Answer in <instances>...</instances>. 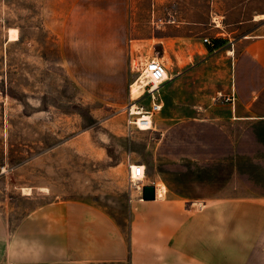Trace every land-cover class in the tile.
Returning a JSON list of instances; mask_svg holds the SVG:
<instances>
[{
	"label": "crops",
	"instance_id": "crops-1",
	"mask_svg": "<svg viewBox=\"0 0 264 264\" xmlns=\"http://www.w3.org/2000/svg\"><path fill=\"white\" fill-rule=\"evenodd\" d=\"M201 25L175 20L144 32L131 0L75 1L61 47L71 68H87L77 81L123 84L108 91L114 104L128 102L134 42L155 41L162 49L152 57L165 60L167 80L150 130L155 124L165 139L154 162L165 167L166 187L154 180L132 187L121 216L78 199L39 206L23 215L17 240L8 222L1 226L0 264H264V13L229 21L226 33L216 22L217 30L205 29L211 44ZM215 38L222 45L210 50ZM199 75L212 117L193 121L192 82ZM216 90L228 99L222 110L210 103ZM145 186L156 187L155 200L143 199Z\"/></svg>",
	"mask_w": 264,
	"mask_h": 264
},
{
	"label": "rangeland",
	"instance_id": "rangeland-1",
	"mask_svg": "<svg viewBox=\"0 0 264 264\" xmlns=\"http://www.w3.org/2000/svg\"><path fill=\"white\" fill-rule=\"evenodd\" d=\"M75 1L0 0V230H6L8 222L16 240L23 215L54 202H95L125 215L129 190L135 187L130 181L132 164L146 165L144 180L166 187L165 167L158 170L154 162L157 145L165 140L163 132L155 124L148 131L130 125L128 110L131 85L156 59L152 52L160 57L162 49L155 41L134 42L128 102L114 104L108 91H118L123 84L77 81L87 68H71L61 47L64 22ZM131 9L144 32L189 20L202 23L197 26L201 37L211 40L205 29L217 30L216 22L219 32L226 33L229 21L260 19L264 0H131ZM12 29L18 31V41L9 42ZM218 40L210 50L222 45ZM101 70H92L97 79ZM207 89L203 75L192 82L193 121L212 117L204 108ZM216 92L210 103L218 109L228 99ZM140 103L148 107L150 98ZM181 149L177 147V153Z\"/></svg>",
	"mask_w": 264,
	"mask_h": 264
},
{
	"label": "built area",
	"instance_id": "built-area-1",
	"mask_svg": "<svg viewBox=\"0 0 264 264\" xmlns=\"http://www.w3.org/2000/svg\"><path fill=\"white\" fill-rule=\"evenodd\" d=\"M203 41L205 44H211V40L208 37H205ZM145 72L148 73L150 81L145 86L147 92L144 97L148 96L150 98L151 105L147 108L140 103L144 97L139 100H133L131 98L132 101L128 109L130 117L129 124L137 127L139 130L151 129L153 127L154 115L162 110L159 95L161 87L159 85L165 81V74L167 73L164 64L157 60H152L147 65ZM145 174L146 168L144 165H130V181L136 189L142 190L141 183L144 180Z\"/></svg>",
	"mask_w": 264,
	"mask_h": 264
},
{
	"label": "bare ground",
	"instance_id": "bare-ground-1",
	"mask_svg": "<svg viewBox=\"0 0 264 264\" xmlns=\"http://www.w3.org/2000/svg\"><path fill=\"white\" fill-rule=\"evenodd\" d=\"M18 40H19L18 31L16 29H12L10 31V33H9V42H15V41H18ZM144 74L145 75H143L142 78H139V80H137L132 85L131 93H132V99L133 100L141 99L142 97H144V95L147 92L146 89H145V86L150 81V78H149V75H148L147 72H145ZM166 80H167V73L165 74V81ZM164 82L162 84H160L159 87H161V85H163ZM143 130H150V129H143ZM144 179H145V177H144Z\"/></svg>",
	"mask_w": 264,
	"mask_h": 264
},
{
	"label": "water",
	"instance_id": "water-1",
	"mask_svg": "<svg viewBox=\"0 0 264 264\" xmlns=\"http://www.w3.org/2000/svg\"><path fill=\"white\" fill-rule=\"evenodd\" d=\"M143 199L144 200H155L156 199V187L155 186H145L143 188Z\"/></svg>",
	"mask_w": 264,
	"mask_h": 264
}]
</instances>
